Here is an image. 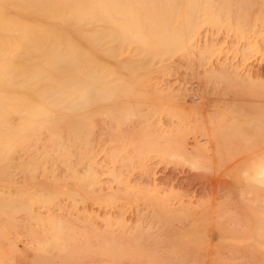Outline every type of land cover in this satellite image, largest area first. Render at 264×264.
Wrapping results in <instances>:
<instances>
[{"label":"rangeland","instance_id":"1","mask_svg":"<svg viewBox=\"0 0 264 264\" xmlns=\"http://www.w3.org/2000/svg\"><path fill=\"white\" fill-rule=\"evenodd\" d=\"M0 264H264V0H0Z\"/></svg>","mask_w":264,"mask_h":264},{"label":"bare ground","instance_id":"2","mask_svg":"<svg viewBox=\"0 0 264 264\" xmlns=\"http://www.w3.org/2000/svg\"><path fill=\"white\" fill-rule=\"evenodd\" d=\"M54 51V50H53Z\"/></svg>","mask_w":264,"mask_h":264}]
</instances>
